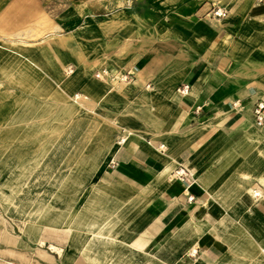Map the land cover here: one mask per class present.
Wrapping results in <instances>:
<instances>
[{
  "label": "crops",
  "instance_id": "crops-1",
  "mask_svg": "<svg viewBox=\"0 0 264 264\" xmlns=\"http://www.w3.org/2000/svg\"><path fill=\"white\" fill-rule=\"evenodd\" d=\"M146 1L106 49L89 52L78 39L4 35L20 25L0 4V150L30 155L36 139H52L36 125H66L69 113L82 126L42 153L75 156L45 168L83 173L60 182L82 206H65L63 192L59 206L37 203L28 215L67 237L36 243L41 226L28 224L24 264H39L44 243L50 264H264V122L254 113L264 102V0ZM100 70L132 80L113 84ZM48 209L62 212L57 221ZM3 230L0 264H20L19 235Z\"/></svg>",
  "mask_w": 264,
  "mask_h": 264
},
{
  "label": "rangeland",
  "instance_id": "rangeland-1",
  "mask_svg": "<svg viewBox=\"0 0 264 264\" xmlns=\"http://www.w3.org/2000/svg\"><path fill=\"white\" fill-rule=\"evenodd\" d=\"M0 4L3 5L5 19L9 16V19L19 21L20 26L10 27L6 29L4 35L6 36H26L31 39H48L56 36L67 37L74 45L78 39L83 42V46L86 51H91L93 46L100 45V48H107L109 36H115L116 38L121 35L123 30L124 20L129 18V15L137 14L141 12L147 6L146 0H0ZM12 4H18L19 9L15 12H11ZM110 31V33H109ZM113 42L112 38L110 42ZM121 49L123 47L120 44ZM55 62L52 61V64ZM73 64H70L71 67ZM73 71V72H71ZM75 73V66L72 69H68L67 77L73 76ZM129 73L112 74L106 70L96 71L95 77L101 80L110 81L113 84L119 82L131 81ZM74 98L77 95H73ZM69 104H75L73 99L68 100ZM57 119L58 118H54ZM75 116L69 113L68 123L66 125H60L59 122L51 123L47 126L43 124L36 125V136L42 137L44 133H49L52 139L45 141L44 139H36L35 149L30 155L24 156H12L11 145H5L3 143V150L5 154H0V217H5V220L0 218V234L2 228L4 233L7 228L10 232L19 235L21 248H20V264L26 263L29 256L26 251L23 250V244L26 242L23 240L27 238L26 227L28 224H39L40 229L36 235V243L40 242V239L45 235L51 237L53 241L58 244L65 242L67 235L61 234L60 226L51 225V223H43L40 219L34 221L33 217L29 216V212L35 208V205L39 202H48L49 205L55 204V206L61 205L60 203H53V198L57 197L60 192L65 195H69V189L60 188V182H53L52 178L55 175L60 174L63 179L67 180L66 185L75 184L76 175H82L75 171H59L53 169H46V163L50 162L54 155H43L42 153L51 150L50 144H52V150L60 148L59 142L60 132H69L70 129L76 124ZM57 137V140L54 139ZM31 143V148H33ZM45 145L48 148L45 150ZM54 145V146H53ZM30 146V145H29ZM7 148V149H6ZM9 152V153H8ZM6 153H8L6 155ZM65 156L64 164L69 162V157ZM68 160V161H67ZM67 162V163H66ZM60 160L57 159L55 164H59ZM59 167L57 166V169ZM70 168V167H69ZM55 169V168H54ZM80 169V168H79ZM46 170V171H45ZM81 170V169H80ZM100 173H96L98 175ZM73 175V176H72ZM41 176H45L42 178ZM41 178V179H40ZM51 181L53 187H51ZM85 182V185H87ZM50 184V185H49ZM57 186H54L56 185ZM52 189V190H51ZM72 190V189H70ZM86 190V189H85ZM52 191V198L49 196V192ZM68 198L69 204L65 206L77 205L74 201ZM58 200V199H57ZM67 200V199H66ZM71 200V201H70ZM64 204V203H63ZM63 206V205H62ZM28 211V212H27ZM8 217H10L8 219ZM13 217V219H11ZM7 218V219H6ZM52 227V229L50 228ZM48 228V229H47ZM47 229V230H46ZM98 231V230H97ZM9 232V231H8ZM7 232V233H8ZM5 239V238H4ZM4 240V244H6ZM146 244L139 245L142 247ZM36 260L39 264H50L48 260L44 258V251L40 252L39 249H46V245H35ZM6 250V246L3 247ZM81 252V251H80ZM82 253V252H81ZM83 255V253H82ZM42 257V258H41ZM84 257V256H83ZM5 259V258H4ZM85 261L91 264V261L84 257ZM55 264V263H53Z\"/></svg>",
  "mask_w": 264,
  "mask_h": 264
},
{
  "label": "bare ground",
  "instance_id": "bare-ground-1",
  "mask_svg": "<svg viewBox=\"0 0 264 264\" xmlns=\"http://www.w3.org/2000/svg\"><path fill=\"white\" fill-rule=\"evenodd\" d=\"M71 72H73V71H71ZM69 96V95H68ZM69 98H71V99H73L74 100V102H76V103H78L79 102V100L82 98V96H80V95H77L75 98H74V96H69ZM83 98H84V96H83ZM86 98V97H85ZM89 99V98H88ZM75 103V104H76ZM72 106V105H71ZM69 107V106H68ZM73 107V106H72ZM69 112V111H68ZM74 113V112H73ZM88 126V125H87ZM81 125L80 126H78L77 127V125H76V127H74L73 126V128L71 129V132H76V131H81L82 129H81ZM123 140H121V142H122ZM57 159H59L60 160V163L59 164H64L65 162H64V159H65V156H63V155H60L59 153H57V154H55L54 156H53V158H52V160L48 163H46L47 165H46V167H49L50 165L51 166H54L55 165V162L57 161ZM75 159V156H71V157H69V162L68 163H70V161L72 162L73 160ZM67 163V162H66ZM73 176V175H72ZM42 178H44L45 176H41ZM41 179V178H40ZM63 180V178H62V176L60 175V174H58V175H55L53 178H52V181L53 182H61ZM64 185V184H63ZM255 194L256 195H258L259 193L258 192H255ZM46 207V206H45ZM53 208H54V206H53ZM40 208L39 207H36V208H34L33 210H31L32 212H34V213H40ZM48 211H50L49 213H47V217L49 218L48 220H51V222H55V221H57V219L59 218V215H60V213H62L61 211L60 212H56V211H54V210H49L48 209ZM46 216V215H45ZM191 254H196V250H194V251H192L191 252ZM133 259V258H132ZM137 259V258H136Z\"/></svg>",
  "mask_w": 264,
  "mask_h": 264
},
{
  "label": "built area",
  "instance_id": "built-area-1",
  "mask_svg": "<svg viewBox=\"0 0 264 264\" xmlns=\"http://www.w3.org/2000/svg\"><path fill=\"white\" fill-rule=\"evenodd\" d=\"M215 15L216 16H225L226 15V12L225 11H222L221 9H217L215 10ZM187 87H185L183 89V91H187L186 90ZM255 116H256V120H257V123L258 125H263V122H264V102H259L257 103L256 107H255ZM177 174L180 176V177H186L187 173L185 171V169H179L177 171ZM183 179V178H182Z\"/></svg>",
  "mask_w": 264,
  "mask_h": 264
}]
</instances>
